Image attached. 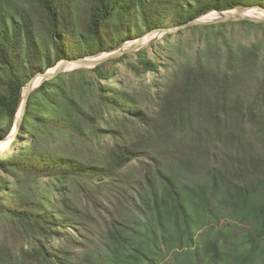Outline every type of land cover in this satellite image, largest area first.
I'll use <instances>...</instances> for the list:
<instances>
[{
	"label": "trees",
	"instance_id": "16d2710c",
	"mask_svg": "<svg viewBox=\"0 0 264 264\" xmlns=\"http://www.w3.org/2000/svg\"><path fill=\"white\" fill-rule=\"evenodd\" d=\"M247 7L264 0H0V141L37 74L169 21ZM232 25L188 29L204 44L193 53L181 31L153 55L66 72L31 94L15 143L26 139L0 157V264L264 258V24L239 22L256 34L247 44L224 32ZM164 63L147 107L114 85L118 65Z\"/></svg>",
	"mask_w": 264,
	"mask_h": 264
},
{
	"label": "rangeland",
	"instance_id": "374dc122",
	"mask_svg": "<svg viewBox=\"0 0 264 264\" xmlns=\"http://www.w3.org/2000/svg\"><path fill=\"white\" fill-rule=\"evenodd\" d=\"M244 8H238L234 11H242ZM255 12V14L253 16L257 17L260 15L264 16V11L263 10H258V9H254L253 10ZM259 12V13H258ZM262 13V14H261ZM260 14V15H259ZM212 15L213 19L212 20H207L208 16ZM209 15H206L205 17H203L204 20L210 22L213 21L217 18H220L221 15L219 13H211ZM211 16V17H212ZM206 18V19H205ZM241 21H248V20H234V21H230V22H225V23H218V24H203V25H196V26H188V27H182V26H177L176 24L171 23L170 21L166 24V26H164L163 29H168L171 30L170 33H165V34H161L160 36H156L154 39H152L150 42L145 43L144 45L141 46V50H145V49H149L150 51V55H153V48H151L152 44H156V43H163L164 38L167 36H172V35H176L179 34L181 31L183 32V35L181 36V40L183 43L184 48H186L187 51L189 52H194V50L197 47L202 48L204 46V44L202 43V41H200V34L199 33H194L193 31H187L188 29L191 28H195V27H200V26H212V25H221V24H226V23H231L234 24L232 26H229L225 29L224 32H226V34L236 40H240L245 42L246 44L249 43V40H256V34H252V35H247V33L245 32V28L240 27L239 22ZM260 24V23H258ZM264 24V23H262ZM182 27V28H181ZM153 35L152 32H145L143 34V36H138V37H132L129 40H127L126 42L122 43L121 46L119 48H117L116 50H126L129 49L130 47L134 46L139 40H143L149 36ZM261 36H264V31L262 33H260L258 35L259 38H262ZM176 37L171 39L172 42L176 41ZM130 44V45H129ZM114 50V51H116ZM126 54L131 56V59L133 61H135L136 57L135 54L136 52H127ZM106 55V54H103ZM98 55V56H94V57H87L84 58L86 60H92L95 58H98L99 56H103ZM125 55V54H124ZM165 55V54H163ZM79 67V66H78ZM77 66H69V71L67 72H72L75 71L78 68ZM88 69V68H87ZM91 69V68H89ZM169 66L168 63H164L163 66L160 67V70L158 73H142V74H138L137 72L131 70L128 67H125L123 65H118L117 68V72H118V76H119V82L117 84L114 85H118L119 87H130L131 89H134L139 97V101L140 104L142 105V107H147L148 102H149V97L148 94L151 93H155L157 91V84L160 83V81L163 79V77H165V75L167 74V71L169 70ZM21 132V129L19 131V133ZM18 133V134H19ZM12 134V132L10 133V135ZM17 134V136H18ZM17 136L15 137V139L10 143V145L5 149V151L2 149V145L5 143V141L10 137L8 136L5 141H0V157L8 155L10 156L12 153L15 152V149L17 147H20V145H22V143L25 141L26 138H23L20 140L19 144L15 143ZM15 143V144H14ZM14 146V147H13ZM15 148V149H14ZM4 151V152H3ZM3 152V153H2ZM7 175L4 173L3 177H6ZM0 225H1V220H0ZM0 234H1V230H0ZM236 242H234V245ZM254 264H264V258H257V260H255Z\"/></svg>",
	"mask_w": 264,
	"mask_h": 264
},
{
	"label": "water",
	"instance_id": "95a60500",
	"mask_svg": "<svg viewBox=\"0 0 264 264\" xmlns=\"http://www.w3.org/2000/svg\"><path fill=\"white\" fill-rule=\"evenodd\" d=\"M254 9H258V10H263L264 11V8H262V7H247V8H244L242 11L243 12L244 11H250V10H254ZM213 12L214 13H219L221 15V17L217 18V19H215L213 21L208 22V21L203 19V17H205V16H203V17H200V18H198L196 20H193L192 22H190L187 25H184L182 27L196 26V25H203V24H218V23H225V22H230V21H234V20H248V21H251V22H254V23H264V17L253 18V17L244 16V15H234V14H231L232 11H227V12L212 11L211 13H213ZM211 13H209V14H211ZM170 32H171V30L163 29V28L152 31L153 34L154 33H162V35L165 34V33H170ZM141 43H142V40H139L134 46L130 47L129 49H126V50H119L118 49L116 51H111V52H108V53H102V55L106 54V56L101 58V59H99V60H97V61L86 60V59L64 60L61 63H59L57 65V67H55L53 69H50L47 72H43V73L37 74L25 86V88L23 90L22 99H21V104L23 103V100H24L23 114H22L21 117L17 116L13 132L17 131V134L19 133V131H20L21 127H22L23 121H24V117H25V113H26V108H27L29 97L45 81L52 80V79L58 77L59 75H61L63 73H66L67 71H69V66H73L74 65V66H77V67L79 66L78 68H80V69H82V68H88V69L91 68L92 69V68H95V67L101 65L104 62H107L109 60H114V59H117L119 57H122L127 52H138V51L141 50V46H142ZM52 70H54V71H52ZM38 81H41V84L37 88H35L34 86H35V84ZM24 91L26 92L25 95H24ZM20 109H21V106H20Z\"/></svg>",
	"mask_w": 264,
	"mask_h": 264
},
{
	"label": "bare ground",
	"instance_id": "6f19581e",
	"mask_svg": "<svg viewBox=\"0 0 264 264\" xmlns=\"http://www.w3.org/2000/svg\"><path fill=\"white\" fill-rule=\"evenodd\" d=\"M259 13V12H258ZM217 14V13H216ZM231 14H234V15H244V16H247V17H253V18H256L255 16H253L255 14V12L253 10H250V11H232ZM262 14V13H261ZM260 15V14H259ZM212 15H209L207 20H212L213 19V16L211 17ZM207 17V16H206ZM259 17V16H257ZM260 17H264L262 15H260ZM206 19V18H205ZM162 34V33H161ZM160 36V33H154L153 35L145 38L143 40V42L141 43V45H144L145 43H148L150 42L152 39H154L156 36ZM156 39V38H155ZM130 45V44H129ZM106 55H103V56H99L98 58H95V59H92V61H97L103 57H105ZM54 71V70H52ZM41 84V81H38L36 84H35V88H37L39 85ZM25 91H24V95H25ZM23 109H24V100H23V103L21 104V109L18 113V117H21L22 114H23ZM10 137L5 141V143L2 145V149L5 151V149L10 145V143L15 139V137L17 136V131H12V134L9 135ZM3 151V152H4ZM2 152V153H3ZM1 153V152H0Z\"/></svg>",
	"mask_w": 264,
	"mask_h": 264
}]
</instances>
